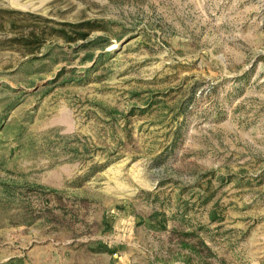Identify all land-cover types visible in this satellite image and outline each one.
Segmentation results:
<instances>
[{"label":"rangeland","instance_id":"1","mask_svg":"<svg viewBox=\"0 0 264 264\" xmlns=\"http://www.w3.org/2000/svg\"><path fill=\"white\" fill-rule=\"evenodd\" d=\"M0 264H264V0H0Z\"/></svg>","mask_w":264,"mask_h":264},{"label":"trees","instance_id":"2","mask_svg":"<svg viewBox=\"0 0 264 264\" xmlns=\"http://www.w3.org/2000/svg\"><path fill=\"white\" fill-rule=\"evenodd\" d=\"M81 25H85L87 31L93 29V27H92V23H91L90 21H86V22L80 24V26H81ZM75 26H76V25H72V27H75ZM80 36H85V34L82 33V35H80Z\"/></svg>","mask_w":264,"mask_h":264}]
</instances>
